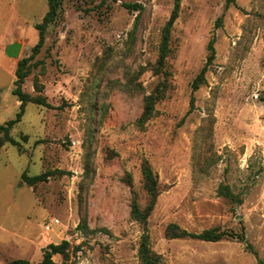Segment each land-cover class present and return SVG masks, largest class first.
Wrapping results in <instances>:
<instances>
[{
	"label": "rangeland",
	"instance_id": "1",
	"mask_svg": "<svg viewBox=\"0 0 264 264\" xmlns=\"http://www.w3.org/2000/svg\"><path fill=\"white\" fill-rule=\"evenodd\" d=\"M59 2L23 86L51 107L29 104L11 130L20 146L0 145V264H38L65 240L54 264H142L146 229L131 210L151 203L145 161L159 181L147 226L161 264H264V0H182L163 67L175 0ZM48 11V0H0V125L20 112L15 72ZM213 38L216 60L194 93ZM15 43L18 59L6 54ZM149 96L154 113L141 124ZM173 224L198 234L243 227L245 241L172 239Z\"/></svg>",
	"mask_w": 264,
	"mask_h": 264
},
{
	"label": "trees",
	"instance_id": "2",
	"mask_svg": "<svg viewBox=\"0 0 264 264\" xmlns=\"http://www.w3.org/2000/svg\"><path fill=\"white\" fill-rule=\"evenodd\" d=\"M181 2L182 0H175V7L172 16L163 30L162 43L160 47V59H159L160 67H163L170 53L172 30L174 28L177 19L179 18ZM229 2L235 4L236 0H229ZM48 3H49V11L44 17L43 22L37 25L36 27V29L39 31V41L37 45L33 48L32 55L29 58H24L18 62L17 69L15 72L16 80L14 82L13 95L16 96L18 102H20V112L17 114V117L15 119L8 121L4 125H0V136L3 135V139L0 140V145L9 143L13 146H20L19 142L16 141L11 136V130L16 124L22 121L25 115L26 107L29 104H35L47 108L51 107L46 96L43 95L32 96L31 94L23 90V86L26 82V79L30 74L29 63L31 62V60H33L37 55L41 53V50L46 42L47 30L49 26L57 19L58 16V10L60 8L59 0H48ZM124 7H126L131 12L141 11L144 9L142 4H125ZM216 41H217L216 38H213L208 45L209 56L207 58V62L192 84L194 93H196L203 85L207 83V73L209 72L210 67L214 64L216 60V55H217ZM36 87H37L36 90L39 93L43 92V88H44L43 86H40L39 84L36 83ZM261 99L262 101H264V96ZM194 100L195 98L192 99V106L194 105ZM153 113H154V97L149 96L146 97L144 111L139 119V122L141 124L146 123L148 120L152 118ZM142 172L145 183V189L150 197L151 203L149 204V206L146 207V209L142 210L138 202L135 200L131 210V217L134 221L144 224L146 229V233L142 237V242L139 249L141 263L161 264V258L156 253H154L150 247V236L148 233V226H147L148 219L154 209V204L159 194V187H158L159 181L157 175L155 174L154 170L152 169L148 161L144 162L142 167ZM58 173L61 174L62 172H59L58 170L52 172L49 171L33 177H28L26 175H24V177H25V181L30 186L31 185L34 186L37 185L38 183L48 182L49 179H51ZM219 194L229 199L236 200L238 201L239 204L242 203L241 200L238 199V196L231 193L229 187L226 185H221ZM167 235L172 239L191 238V239H197V240H201L205 242H213V243L222 241L224 239H237L242 242L245 241V230L243 227L241 233H234L232 231H220L218 229H210V230H205L202 233L198 234V233H190L180 228L179 226L173 224L168 227ZM69 247H70V242L66 240L58 245L51 244L48 248L50 252L47 251L44 254L42 262L38 264H54L53 257L55 255L65 256ZM253 253L257 255V253L254 252V250ZM7 264H34V263L25 260H13Z\"/></svg>",
	"mask_w": 264,
	"mask_h": 264
},
{
	"label": "water",
	"instance_id": "3",
	"mask_svg": "<svg viewBox=\"0 0 264 264\" xmlns=\"http://www.w3.org/2000/svg\"><path fill=\"white\" fill-rule=\"evenodd\" d=\"M21 52L22 45L19 43L12 44L6 49V54L13 59L20 58Z\"/></svg>",
	"mask_w": 264,
	"mask_h": 264
},
{
	"label": "built area",
	"instance_id": "4",
	"mask_svg": "<svg viewBox=\"0 0 264 264\" xmlns=\"http://www.w3.org/2000/svg\"><path fill=\"white\" fill-rule=\"evenodd\" d=\"M50 229V226L48 227V230Z\"/></svg>",
	"mask_w": 264,
	"mask_h": 264
}]
</instances>
